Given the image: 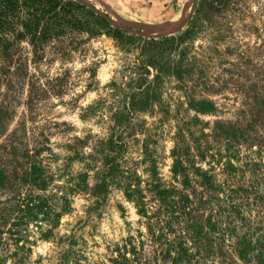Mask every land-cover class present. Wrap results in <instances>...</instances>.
Returning <instances> with one entry per match:
<instances>
[{"label": "rangeland", "instance_id": "obj_1", "mask_svg": "<svg viewBox=\"0 0 264 264\" xmlns=\"http://www.w3.org/2000/svg\"><path fill=\"white\" fill-rule=\"evenodd\" d=\"M83 1L115 24L131 28L129 33L158 39L184 31L197 0ZM210 19L195 36L192 53L204 80L215 90L190 83L188 92L213 101L217 113L199 115L188 109L184 93L171 80L160 102L131 115L122 134L127 145L123 159L139 178L144 197H149L152 183L142 163L145 158L157 162L163 187L187 196L169 199L170 207H175L171 219L170 211L156 209L167 207L159 202L148 204L150 219L141 216L116 185L104 196L90 195L101 165L89 169V161L75 157L77 152L93 154L91 147L109 134L114 125L111 114L122 110L124 96L118 88L127 91L126 68L136 63L134 53L122 54L106 38L91 42L85 55L73 54L62 61L48 51L54 59L47 65L49 73L71 75L61 94L44 79L0 81V264H110L118 253L128 257L127 264H168L165 255H174L179 243L192 255L189 264H255L240 261L233 246L236 236L245 233L254 242L264 236V0H227L224 10L210 14ZM95 61L100 64L95 83L89 86L85 69ZM37 86L41 91L35 90ZM87 106L96 111L82 121L79 117ZM215 122L245 128L247 135H237L234 148L228 149ZM197 145L203 147V160L197 157ZM175 147L180 153L189 148L194 166L210 171L214 183L225 191L220 200L228 195L231 200L214 199V193L196 182L193 171L186 172L190 181L182 186L183 178L171 173ZM227 149L237 151L229 161L236 171L226 167ZM34 162L43 168L35 176L30 171ZM80 173L88 175L81 183L84 190L72 192ZM238 185L245 191L230 193ZM64 196L70 209L62 213ZM210 216L211 222L228 224V229L216 236ZM196 225L200 234L192 231Z\"/></svg>", "mask_w": 264, "mask_h": 264}, {"label": "trees", "instance_id": "obj_2", "mask_svg": "<svg viewBox=\"0 0 264 264\" xmlns=\"http://www.w3.org/2000/svg\"><path fill=\"white\" fill-rule=\"evenodd\" d=\"M226 2L227 0H197L189 25L184 31L175 36L146 39L138 35L137 32L129 33L131 28L115 24L107 14L83 0H0V81L17 78L41 82L44 79L46 83H53L52 89L57 88L55 92L61 94L62 92L59 90L63 87V83L69 82L71 75L68 71H60L55 75L49 73L47 65L51 64L54 59L51 60L48 57V51L52 50V55L59 57L62 61L70 58L73 54L85 55L91 51L89 46L91 42L106 38L112 40L116 49L122 54L134 53L136 63L126 68L129 73L128 82L125 84L127 91L118 88V92L124 96L122 110L111 114L110 121L114 125L110 127L109 134L106 133L105 137H101L91 147L93 154L84 155L77 152L75 157L79 158L78 161H89V169L99 168L90 195L104 196L108 192L109 186L116 185L123 190L127 199L135 203L141 216L150 219L147 215L149 213L147 211L148 204L156 205L159 202L160 205L163 204L167 207L157 206L156 209L159 211L164 208L166 212L170 211L171 219L174 217L175 210L173 208L175 207H170L172 203L169 199H172L174 195H178L181 199H187V196L174 187L169 189L163 187L158 179L157 162L151 158H145L142 163L145 164V173L149 175V180L152 183L151 188L149 187L147 190L149 197H144L139 178L123 159L127 145L122 134L131 115L146 111L154 103L160 102L162 95L166 92V86L171 83V80L174 81V88L184 93L188 109L199 115L217 113L216 104L207 98L195 97L194 91L189 93L191 88L188 84L194 83L197 88H204L208 91L215 90L211 83L204 80V71L197 57L192 53V42L205 27L206 19L211 21L210 14L214 15L223 11ZM99 64V61L89 63L85 69L89 86L95 83L94 79ZM30 69H33L32 73ZM40 89L38 86L35 87L37 92L41 91ZM162 106L165 107V105ZM259 106L261 112L262 103ZM95 111L93 106H87L79 118L86 121L94 115ZM1 112L2 108H0ZM253 115L257 120L259 113ZM195 120L198 121V119ZM213 127L215 131H220L218 135L225 136L228 149L234 148L232 145L236 143L237 135H240L241 138L247 135V130L237 125H224L221 122H215ZM196 148L197 157L203 160L205 157L203 147L200 148V145H197ZM177 149L178 147H175L171 151L173 160L171 173L175 176L174 178L178 175L183 178L182 186L187 185L190 181L186 172L193 171L192 174L196 182H200L198 184L203 185L209 193H214V199L217 201L231 200L228 194L227 199L220 200L219 194L225 191L220 187L221 185L214 183L213 176L209 174L210 171H203L194 166L193 159H189V148H186L183 153ZM228 149L225 156L228 161L226 167L236 171L229 161L231 156H236L237 151ZM213 157L214 155L211 156V158ZM98 163L101 167L97 168ZM246 166L249 165L246 164ZM42 169L40 164L35 162L30 167L31 174L34 176L40 174ZM87 176L85 173H80L73 186L74 189L71 191H83L81 183L86 182ZM34 180L39 179L34 178ZM243 191L245 190L242 189V186L238 185L231 188L230 193L240 194ZM62 200L65 204V207L61 209L63 213L70 209V202L65 196ZM42 208L46 209L47 207ZM180 208L183 209V207ZM234 208L237 207H231V209ZM219 211L222 210L219 208ZM43 214L45 215V213ZM218 214L222 215L220 212ZM236 214L239 215V212ZM55 216L59 217V215ZM209 221L212 233H215L216 236L223 234L224 230L228 229V224L222 225L220 221L211 222L212 216L209 217ZM192 231L194 234L201 232L197 225L196 229ZM260 237L262 238L260 239ZM260 237L254 242L252 235L250 236L248 233L236 236L233 250L240 261L264 264V236ZM130 253L133 255L136 253L135 247H131ZM165 256L168 264H189L192 261V255L182 243L177 245L174 255L171 256L168 253ZM109 263L127 264L128 257L118 253L117 257L109 259Z\"/></svg>", "mask_w": 264, "mask_h": 264}]
</instances>
